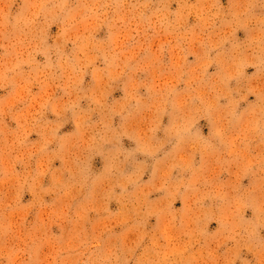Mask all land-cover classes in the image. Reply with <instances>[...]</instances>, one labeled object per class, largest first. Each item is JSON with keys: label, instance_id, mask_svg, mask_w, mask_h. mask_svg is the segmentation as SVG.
Instances as JSON below:
<instances>
[{"label": "clouds", "instance_id": "clouds-1", "mask_svg": "<svg viewBox=\"0 0 264 264\" xmlns=\"http://www.w3.org/2000/svg\"><path fill=\"white\" fill-rule=\"evenodd\" d=\"M14 2V0H11ZM10 0H0V89H11L8 95L0 97V169L9 173L0 184V194L8 196L12 204H18L17 196L27 185L34 193L39 188V179L50 170L51 160L60 159L64 172L58 175L57 184H69L71 189L80 191L89 188L91 198L69 218L66 209L69 200L68 188L60 193L64 205L56 210V215L64 219L72 233L71 257L57 260L35 259V253L26 248L29 241L46 240L43 226L25 232L16 227L7 239L0 240V264H163L151 258L146 252L137 255V245L149 233L142 228L129 227L123 233H113L117 224L159 214L164 227L176 228L177 213L183 228L192 234L199 231V223L212 209L203 207L209 192L221 194L224 205L220 209L224 221L230 226L228 239L235 242V255L242 249L256 256V264H264V239L257 244L255 237L258 228H264V0H231V7L225 11L219 0H197L192 5L185 0L186 10L175 22L168 20V6L152 8V0H110L102 14H96L97 4L88 0H24L26 12L14 24L8 20ZM195 14L200 20L199 31H181L187 16ZM261 13H257V9ZM85 9L91 14L85 16ZM111 17V18H110ZM219 21V30L217 22ZM60 22L65 33L63 43L53 47L48 44V29L51 24ZM107 24L110 32L103 45L91 38L93 31L101 24ZM153 29L149 33L148 29ZM249 33L246 43L235 42L233 38L238 29ZM138 34L140 43L136 48H128L126 42L132 34ZM71 40L76 47L71 54L64 53V44ZM187 43L185 48L181 41ZM232 40L230 50L223 46ZM168 45L171 56L170 70L161 73L163 53L158 43ZM144 47L152 48L148 63H137L139 53ZM214 49H222L215 58L209 54ZM42 54L46 60L41 64L36 60ZM53 54L58 58L53 62ZM188 54H198L199 63L187 64ZM103 56L109 64L103 69H94L95 85L83 87L84 71L89 65ZM220 65L219 70L206 78L208 67L213 62ZM26 66V67H25ZM256 68L247 76L245 69ZM148 71V79L140 81L138 73ZM187 76V88L177 91V85ZM246 81L248 92L256 95V100L248 108L237 112L241 100L233 97L229 82L233 79ZM124 81L126 98L119 104L109 105L106 98L116 81ZM34 85H39V93H33ZM144 87L147 96L137 91ZM57 89L63 95L57 96ZM87 97L98 106L101 118L92 121L91 112L80 108V102ZM221 98H228L221 105ZM135 104L127 115L126 122L119 128L112 127V116L125 111L128 104ZM25 105L24 107H18ZM51 110L62 117L71 112L76 132L71 136L57 137L62 122L55 126L44 119ZM170 113L172 119L165 129V138L156 140L163 116ZM201 117H207L212 125V134L218 143L223 140L231 147L227 152L218 150L213 139H195L191 134L193 126ZM6 118L17 124L9 128ZM239 119L243 125L240 136L228 132L230 122ZM39 131L41 139L28 142L32 131ZM122 136H133L141 141L145 151L155 155L175 139L173 150L157 162L155 184L142 185L132 193L120 197V214L114 215L107 207L113 198L115 188H127L138 184L144 175L143 167L134 174H124L128 162L118 144ZM59 140V149L49 153L48 147L53 139ZM105 144L113 147L104 150ZM201 151L208 153L207 165H196L193 155ZM97 154L105 157V170L96 178L90 177V165ZM36 157V168L32 167ZM25 165L23 173L15 172V164ZM180 169V176L173 177V170ZM217 169L230 171L234 179L227 184L217 183ZM185 172L191 175L184 177ZM253 176L248 187H242L241 180ZM184 207L172 210V203L181 196ZM99 189V191H97ZM153 190H165L167 196L160 201L150 202L148 194ZM15 193V195H13ZM251 207L255 221L243 220L244 209ZM94 212L99 218L91 222V229L85 227L88 213ZM42 222L45 218L42 217ZM0 226V232L8 228ZM107 234V235H106ZM135 236V239L132 236ZM153 243L156 233L151 234ZM56 255L58 251L53 249ZM214 264H236L235 258L224 259ZM244 264H249L244 261Z\"/></svg>", "mask_w": 264, "mask_h": 264}, {"label": "rangeland", "instance_id": "rangeland-1", "mask_svg": "<svg viewBox=\"0 0 264 264\" xmlns=\"http://www.w3.org/2000/svg\"><path fill=\"white\" fill-rule=\"evenodd\" d=\"M11 2V0H10ZM55 2V0H53ZM73 3H78V0H72ZM89 3L97 4L96 14H102L105 12L106 8L110 4V0H88ZM118 2V0H115ZM192 5L197 4V0H188ZM163 3H167L168 6V20L170 22H175L177 19L183 16L186 10L185 0H152V8H160ZM221 6L227 11L231 7V0H219ZM26 7H24V0H14L11 2V8L9 10L8 20L10 24H14L18 17H22L26 12ZM257 13H261V9L256 10ZM85 16L91 14L89 9H85ZM111 18V17H110ZM200 20L195 14V8L193 9V14L187 16V22L181 31L188 29H195L199 31ZM219 21L217 22L216 30H219ZM153 29L149 28L148 32L153 33ZM48 44L53 47L55 53V46L58 43H63L65 38V33L62 27V23L57 22L50 25L48 29ZM110 32L108 25H99L92 33L91 38L97 43V45L103 46L109 39ZM249 33L247 30L241 28L238 29L233 40L235 42L244 44L248 40ZM232 40L226 42L223 46V50H230L232 46ZM140 43V37L138 34H132L126 42L128 48H136ZM184 47H187L185 41H181ZM76 47L71 40L64 44V53L71 54L73 49ZM158 50L163 53V61L161 73L170 70L171 56L168 52V45L160 42L157 45ZM222 51V49H214L210 52V56L215 58L217 53ZM152 57V48L144 47L139 53L137 58V63H148ZM53 62L58 58L53 54ZM36 60L41 64L45 63L46 58L42 54H38ZM109 60L103 56H100L95 64L89 65L84 71L83 77V87L86 89L90 86L95 85V80L93 79L94 69H103L109 64ZM198 54H188L187 64L189 66H195L199 63ZM26 67V66H25ZM220 65L214 60L212 64L209 65L208 71L206 73V78H211L214 73L219 70ZM256 68L254 66H249L245 69L247 76H251L255 73ZM150 73L148 71H142L138 73L137 79L140 81L148 79ZM187 76H185L180 84L177 85V91H182L188 86L186 84ZM229 87L233 89V97L239 99L241 96L247 95L246 100H241L237 112L240 113L246 110L251 102L256 100V95L250 93L246 87V81L241 79H233L229 82ZM11 89H0V97L8 95ZM33 93H39V85H34L32 88ZM137 91L142 96H147L148 91L146 88H138ZM56 95L59 97L63 95L61 89H57ZM126 98V85L124 81H116L113 83L112 89L110 90L106 103L109 105H119ZM229 102L228 98H221L220 104L224 105ZM25 105H20L18 107H24ZM135 104H128L124 112L120 114H114L112 116V127L119 129L127 119V115L134 110ZM80 108L91 112L92 121H98L101 118V113L98 106L94 104L90 99L85 97L80 102ZM47 121L51 122L55 126L56 122H62L63 127H61L57 132V137L61 136H71V134L76 132V125L71 112L66 113L62 117H57L50 109L45 113ZM170 113H166L163 116L160 128L156 132V140H162L165 138V129L171 122ZM6 122L9 128L15 129L17 124L11 118H6ZM243 125L239 119L230 122L228 125V132L234 136H240L242 134ZM191 134L195 139L203 140L213 139L212 125L207 117H201L199 121L193 126ZM41 139L40 132L32 131L28 136L29 143L38 142ZM175 144V139L170 143L166 144L158 153L152 155L145 151L144 145L140 140L133 136H122L120 138L118 147L122 154H126L128 157V162L125 164L124 174H134L138 171L139 167H143L144 175L141 177L138 184H129L127 188H122L117 186L114 191L112 199L107 202V207L111 210L114 215L120 214L122 207V202L120 197H123L129 193H132L138 189L139 186L155 184L157 181L154 177L156 172L157 162L165 159L170 152L173 150V145ZM113 147L112 144H105L104 150L107 151ZM230 145L221 140L218 143V150L220 152H227L230 150ZM59 149V140L53 139L52 143L49 144V153H55ZM36 157H33L32 167L36 168ZM193 160L196 165L199 164L207 165L209 163L208 153L201 151L193 155ZM105 157L104 155L97 154L93 157L90 165V177L96 178L103 174L105 170ZM15 172L23 173L25 171V165L22 162H17L15 164ZM63 173L67 177L68 173L64 172V164L58 158H53L51 160L50 170L48 173L44 174L39 179V188L35 190V193L31 185L25 186V188L17 196L18 204H12L9 197L0 194V226L8 225L9 227L0 232V240L7 239L8 234L13 231L16 227L21 230L28 232L32 229L43 226V231L46 236V240H36L29 241L25 247L32 250L35 253V259L38 260H51L53 255L57 260L71 257L74 254V250L69 246L72 240V233L67 228L66 223L63 218L56 215V210L63 206L65 201L61 199L60 193L68 188L69 200L67 201L68 207L66 209L67 216L71 218L75 212L81 209L85 203L91 198V183L89 188L84 187L80 191H76L69 187V184L65 185L57 184V177ZM9 173L3 169H0V184H3L7 180ZM190 172H185L184 177L190 176ZM180 176V169L173 170V177L178 178ZM234 177L230 171L223 169H217V183L222 185L229 184ZM253 176H245L241 180L242 187H248L253 182ZM99 191V189H97ZM185 189L181 188V196H179L172 203V210H180L184 207V201L181 198ZM15 195V193H13ZM167 192L165 190H153L148 194V200L150 202L160 201L161 198L166 197ZM224 205V200L221 194L216 192H209L206 199L203 201V207L212 209L211 213L205 214L199 223V231L197 234H192L183 228L180 220V214L177 213L176 228L174 230H168L164 227V222L162 221L159 214L157 215H147V210L142 213L141 218L129 221L126 224H117L112 229L113 233L119 234L127 231L129 227L142 228L144 231L149 233L143 240H140L137 245V255L141 252H146L148 256L153 259L162 261L163 264H214V262L222 261L224 259L235 258L236 264H244V261H248L249 264H256V256L252 252L242 249L239 256L235 255V242L228 239L230 233V226L224 221L223 215L220 211ZM255 213L251 207L244 209L243 220L247 223H253L255 221ZM42 217L45 218V222H42ZM99 217L96 213H88V222H86L85 227L89 230L91 229V222L95 221ZM156 233V240L153 243V238L151 234ZM259 235L255 237L257 244L260 240L264 239V228H258ZM107 235V234H106ZM135 239V236H132ZM53 249L58 251V255L53 252ZM52 252L53 255H49ZM130 264H135V257Z\"/></svg>", "mask_w": 264, "mask_h": 264}]
</instances>
